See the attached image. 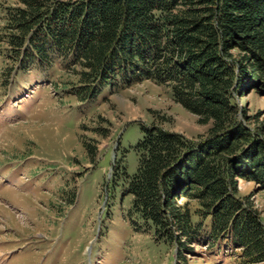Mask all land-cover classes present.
Listing matches in <instances>:
<instances>
[{
    "label": "trees",
    "instance_id": "1",
    "mask_svg": "<svg viewBox=\"0 0 264 264\" xmlns=\"http://www.w3.org/2000/svg\"><path fill=\"white\" fill-rule=\"evenodd\" d=\"M13 1L3 41L18 70L60 59L80 102L151 82L208 126L197 139L142 126L135 172L115 173L133 223L179 258L224 243L264 264V220L237 187H264V113L240 106L264 96V0Z\"/></svg>",
    "mask_w": 264,
    "mask_h": 264
},
{
    "label": "rangeland",
    "instance_id": "2",
    "mask_svg": "<svg viewBox=\"0 0 264 264\" xmlns=\"http://www.w3.org/2000/svg\"><path fill=\"white\" fill-rule=\"evenodd\" d=\"M13 6L0 0V264H241L224 243L200 242L179 258L175 246L133 223L130 197L116 185L122 166L135 172L142 126L187 139L208 126L151 82L113 95L104 88L80 102L60 59L18 70L3 41ZM240 106L262 115L264 96L250 93ZM237 187L264 220V187L244 180Z\"/></svg>",
    "mask_w": 264,
    "mask_h": 264
}]
</instances>
